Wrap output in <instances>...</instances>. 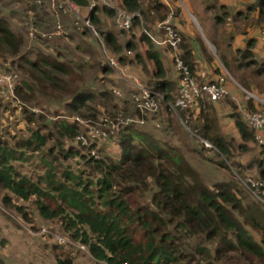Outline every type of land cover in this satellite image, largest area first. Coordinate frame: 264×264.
Here are the masks:
<instances>
[{"label":"trees","instance_id":"1","mask_svg":"<svg viewBox=\"0 0 264 264\" xmlns=\"http://www.w3.org/2000/svg\"><path fill=\"white\" fill-rule=\"evenodd\" d=\"M74 1L81 5L90 4L89 0ZM203 1L206 10L215 12L219 31L220 26L230 25L239 20L253 25V29L259 28V31L264 25V0H256L247 6V10L236 12L233 10L231 12L230 7L220 4L219 0ZM172 2L173 6L160 0H119V4L128 11H141L144 21L150 23L153 28L174 11L177 16L173 17L172 24L179 29L178 23L184 21L180 15L182 7L176 5L175 0ZM256 8L259 10L258 17H249L250 12ZM98 9V6H95L87 16L92 24L100 21L96 15ZM105 10L115 14L113 7H105ZM138 19L136 17L135 23L142 25L141 19ZM241 30L244 34L248 33L246 27L243 29L238 27L237 31L233 28L227 33V30L223 31V39L217 40L213 37L209 39L215 45L218 58L228 72L247 91L256 93L264 99V79L261 80L259 77L264 71V60L260 63L253 51L257 40L254 37L248 39L247 46L236 51H221L220 43L223 40L230 42ZM86 31L89 30L84 28L83 33ZM180 32L182 34L180 55L190 66L198 82L203 83L204 81H200L195 74L193 45L181 30ZM101 34L104 41L112 46L115 54L120 56L123 64H141L150 76V82L146 85L163 95L160 109L154 115L158 116L162 109L164 115L167 111L175 113L171 107L175 100L171 93L175 91L174 82L168 78L162 54L156 49L150 36L144 31L139 33L140 41L147 45L142 54L133 39L123 43L114 31H101ZM196 38L207 60L214 62L216 56L209 50L202 35L197 32ZM258 39L261 40L260 37ZM22 45V38L18 37L8 27L5 19L0 17V56L6 58L8 54L17 55ZM125 50L136 53L131 56ZM20 58H26L30 67L23 68L24 72L29 73L30 79L33 81L35 79L42 89L63 88L65 93L72 89L61 86V80L64 75L71 76L75 69H70L60 59L45 58L37 54L36 59H30L26 55ZM146 60L151 63V71L145 63ZM253 64H260V67L249 70V66ZM99 70L104 73L112 71L107 65ZM214 72L218 76L225 75L220 64L214 67ZM23 83L33 90L34 83L29 84L28 80H24ZM32 93L34 94V90ZM32 93L19 91V87L17 88L19 99L27 100L32 97ZM68 98L64 97L61 100H64L66 105L64 108L68 109L66 115L73 121L68 122L62 118L54 122L56 140L66 136L74 138L86 130L82 123L74 119L75 116L96 122L106 116L114 119L112 117L119 112L124 116L128 115L127 109L120 108L118 102L113 104V108L109 107L108 104L116 98L112 87L77 86L73 88ZM247 100L246 108L249 111L264 112V106L254 98L250 97ZM53 101L58 102L55 99ZM207 103L211 108L216 107L213 102L199 98L194 106L177 109L179 117L187 122L188 128L177 118L175 120L169 118L166 135L163 138L155 137L143 128L132 126L135 124L119 130L118 138L114 139L121 148V155L117 161L110 156L94 158L91 155L93 145L78 146L77 149L67 148L64 153L65 159L76 157L90 168L93 177L87 179H83L79 171L58 169L55 160L51 161L45 157L42 158L48 168L44 175L39 174L35 178L19 171L14 161L26 158L24 148L26 147V151L41 149L46 146L51 133L42 134L39 129L35 130L24 143L17 142L14 147L0 141V190L12 194L4 196L3 202L18 211H23L21 205L12 203V196L24 201L35 197L40 212L45 217L62 216L65 229L72 232L70 239L85 244L95 259L108 264H264L262 188L259 190L252 188L245 179L246 186H243L249 189H246L245 193L240 187V180H235V183L226 180L210 183L198 163L203 162L205 158L203 149L207 148L204 144L206 140L215 148L218 159L215 163L209 159L215 167L232 172V167L228 164L230 161L234 169L240 170V167L235 168V164L237 166L241 164L232 160L230 139L237 142L242 140L243 143L239 146L247 151L249 147L246 144L255 139V130L248 124L235 101L231 100L228 101L231 112L227 115L222 114V117L228 116L233 121L237 135L225 136L224 134L228 132L221 131L223 123L219 124L217 117L209 113L210 109H206L210 108ZM88 111L91 112L87 113ZM26 112L28 111L25 110ZM31 116L35 117V114L30 112L27 115L26 119L29 122L34 119ZM141 116L136 110L135 118ZM145 120L148 118L145 117ZM176 135L179 136L183 147L174 141ZM256 151L259 157L255 162V168L259 178L264 181V145L258 143ZM239 176L244 178L241 173ZM138 190L143 196L147 191L144 204H135L132 199ZM47 196H57L55 200H61L66 209L63 206L60 210L48 207L43 202ZM24 215L26 217L27 213ZM58 261L60 264H72L70 260Z\"/></svg>","mask_w":264,"mask_h":264},{"label":"rangeland","instance_id":"2","mask_svg":"<svg viewBox=\"0 0 264 264\" xmlns=\"http://www.w3.org/2000/svg\"><path fill=\"white\" fill-rule=\"evenodd\" d=\"M41 1L42 3H38L37 0H0V17L5 19L8 27H10L11 30H13L16 35L23 40V45L17 55L8 54L6 58L0 56V62L8 63V66L5 67H12L19 74V80L15 90L16 96L18 87L19 91L24 90L26 93H32L34 90L32 97L27 98V100L19 99L18 96H10V94L5 91L0 93V141L14 147L17 142L24 143V141H26V139H28V137L35 130L39 129L42 134L51 133V138L48 139L46 146L41 149L26 151V147L24 148L26 158L14 161V164L18 167L19 171L33 175L35 178L39 174L44 175L46 169L48 168L45 160L42 158L45 157L51 161L55 160L57 165L56 167L60 170L66 168L73 171H79L81 172L83 179L92 178L93 174L91 173L90 168L83 161L77 159L76 157L68 159H65L64 157V153L67 148L73 147L77 149L76 147L83 146L77 138L66 136L56 140V136L54 134V122L56 120H61L62 118L68 122L73 121L70 116L66 115L68 113V109L64 108L66 105H64V100L61 99L64 97L67 99L74 87L93 86L95 88H107L110 86L112 87L113 81L119 88L127 92L128 88L123 85L125 82L106 63L107 59L104 57L103 52L107 53V55L118 54H115L112 46L104 41V37L102 34L100 35V33L101 31H114L121 42H126L134 39V37L141 33L145 27L152 31L151 24L144 21L143 13L141 11H137L141 14L142 19L139 18L138 20L141 19L140 22L143 26L136 24L134 21V25L129 31L122 30L118 28V25L115 22V14H110L105 10V7L111 6L99 3L97 0H89L90 4L88 5H81L74 1L82 8L81 13L84 17L89 16L91 9L98 6L99 9L98 11L96 10V15L99 16L100 21L99 23L92 24L98 32V35L92 33L91 31L83 33V24L81 22L75 26V22L77 21L75 15L61 13L60 26L62 28V33L60 35L53 36L51 38L41 35L34 37L30 34L33 28H38L43 32H52L60 28L58 22H56L54 13H52L51 10V0ZM113 1L115 4H119V0ZM175 1H177L182 7L181 16L184 15L189 21L195 22V24L199 26L196 18L193 16L194 14L199 18V14L194 12V2L192 0H186L189 2V9L184 7L179 0ZM198 1L199 0H196L195 2L197 3ZM34 19H36V21H34ZM154 44L156 45L155 42ZM135 53L136 51H132L131 54H128L127 52V54L131 56H133V54L135 55ZM36 54L45 58H58L70 69H75V72L72 73L71 76L64 75L61 80V86L67 88L70 87L72 89L66 93L63 88L59 90H53L51 88L42 89L40 84L37 83L35 79L34 81L30 79L29 73L24 72L23 69L28 66L30 67V65L26 62V58L21 59L20 57L26 55L30 59H36ZM257 59L261 63V58ZM98 62L100 63V67H98ZM215 63L219 64L217 58ZM104 65H107L112 69L111 73H104L99 70ZM220 65L227 77L228 86L229 83L230 85L233 84V87L236 86V89L242 98L234 100L232 98L233 92H230L229 96L216 103L215 108H211V106L207 103L206 105L210 108L206 109H210L209 113L217 117L219 124L223 123V126L220 128H222L221 131L225 130L228 132V134H224L225 136L232 134L237 135V130L234 123H232V120L228 116H223L224 119L222 120V114L226 115L224 114L226 112H223L220 108H223L225 111L224 108L229 105L227 101L231 100L235 101L239 108L241 107V104H245L246 106V101H248L246 100L248 99L247 97L254 98L256 102L261 103L264 106V99L256 93L252 92V96L249 92H246L244 88L240 87L232 79L228 70L222 65V63H220ZM259 65L253 64L252 66H249L248 69L254 70L260 67ZM129 70L135 75L138 74L137 76L139 78L142 77V82H145L144 84H148V82H150V76L147 74L145 69L144 71L139 72L133 68H129ZM143 73L144 76L142 75ZM259 77L261 80L264 79V71L262 75H259ZM24 80H28L29 84L34 83L33 90L24 85ZM176 95L177 93L174 97H176ZM53 99L58 102H54ZM116 102H118L120 108L124 107L128 112V115L126 116L119 112L117 113L118 115L116 114V116L112 117L114 118L113 120L120 116L124 117V122L120 124L119 130L124 129L127 125L135 124L132 126L143 128L144 131L150 132L155 137L163 138L166 135V127L168 125L169 118L174 120L177 118L183 125L187 126V122L179 117L178 110H175V113L173 111H167L164 115L162 109L158 116L157 114L152 115L148 117L147 121L141 123L135 121L136 107L131 100L120 99L116 96L113 102L108 104L109 107L113 108V104ZM163 107H165V104ZM99 109H101V107H99ZM25 110L28 112L25 113ZM30 112L35 114V117L31 116L34 118L32 122H29L26 119ZM90 112L91 111H88L87 113ZM38 116L40 118H38ZM100 121L101 119H98L93 124L99 125L98 123ZM102 127L105 128L104 125ZM114 135L115 134H111V136L107 139H97L93 143V148L99 152L100 157L110 156L117 161L121 155V148L114 141ZM230 140L232 142L231 150H233L232 160L234 163L241 164V166H237V164H235V168L240 167V170L237 171L234 169L230 161H228V164L232 167V172L225 168L215 167L214 163L218 159L217 154L214 151L215 148H213L209 142V144H206L205 141L204 144L205 147H207L203 149V155H205V158L203 159V162L200 161L198 163L200 164V169L204 173L205 178H207L210 183L216 180H226L235 183L240 180V187L245 193V190L248 189L245 187V183L248 179L261 180L259 178L258 171L255 168V162L257 157H259L256 151L258 142L256 139L247 142L246 145H248L249 149L244 151L245 149L243 150L239 146L243 143L242 140H239L240 142H237L235 139ZM174 141L183 147L182 142L179 141L178 135L175 136ZM51 147L52 152H50ZM55 156L57 157L56 159L53 158ZM209 159H211L214 163ZM239 172L244 178L239 176ZM244 179L246 181H244ZM6 195L12 194L9 191L0 190V264H60L58 261L59 259L70 260L72 264H103L88 254V252L77 249L75 246V242H77L75 241L76 239L73 240L74 245H65L61 244L54 235H41L36 233V231L41 227H47L54 233L66 236L70 239V237H72V232L65 229L63 225L64 219L62 216H56L53 218L45 217L40 212V208L38 207L35 197L24 201L22 199H17L13 195L12 203L15 205H21L24 209L23 211H18L15 207L4 204L3 197ZM144 195L147 196V191L144 192ZM145 196H143L140 190H138L133 194L132 199L135 201V204H144L146 202L144 200L146 198ZM47 197V199H43V202L51 209L60 210L62 206L65 208V205L61 200H55V197L57 196ZM24 213H27L26 217Z\"/></svg>","mask_w":264,"mask_h":264},{"label":"built area","instance_id":"3","mask_svg":"<svg viewBox=\"0 0 264 264\" xmlns=\"http://www.w3.org/2000/svg\"><path fill=\"white\" fill-rule=\"evenodd\" d=\"M97 1L114 8L115 22L119 29L129 31L133 27L136 17L141 18V14L139 12L128 11L120 4H115L113 0ZM37 2L42 3L41 0H37ZM51 10L52 13H54L56 22H58L60 28L52 32H43L38 28H33L30 33L32 36L36 37L41 35L51 38L53 36L60 35L62 33V28L60 26L61 13L75 15V18L77 19L75 26L81 22L83 24V30L84 28H87L92 33L98 35V32L92 25L90 19L82 15V8L77 5L74 0H51ZM171 19V15L167 16L166 19L157 24L156 29L159 32L157 35L153 34L147 27L143 29V31L146 32L156 44L168 47L172 52L174 66L177 71L178 89L177 95L174 102L171 104V107L174 110L187 109L194 106L199 98H204L211 102H218L229 96L230 90L228 88L227 77L225 75L218 76L214 82H198L192 73L190 66L184 62L180 55L179 46L182 41V34L179 29L173 26ZM34 21H36V19H34ZM259 37L261 41L264 42V25L259 31ZM127 52L128 54H131L132 51L128 50ZM103 54L107 59L106 63L128 83L127 92L117 86H113L112 91L118 98H128L133 102L136 110H138L142 115L140 118H135V121L143 123L146 121L145 117L148 118L157 113L160 109V101L163 98V95L159 91L148 87L137 75L129 70L127 65H123L119 55H107L105 52H103ZM5 66H8V63L0 62V93L5 91L6 93H9L10 96L17 97L15 95V90L19 80V74L12 67ZM245 91L249 92L246 89ZM249 93L253 96L252 92ZM245 117L248 124L255 130V139L257 142L264 145V112L259 110L249 111L246 113ZM74 119L86 127V130L76 135V138L81 145L88 147L93 145L97 139H107L111 136V134H115L113 138L115 137L114 139H117L120 124L124 122V117L122 116L116 118L115 120L106 116L98 123L99 125H94V122L85 120L78 116H75ZM103 125L105 128L102 127ZM204 141L206 144H209L208 141ZM91 155L96 159L100 158L99 152L93 147L91 149ZM248 182L250 186L256 190L262 188V193L264 194V181L259 179H248ZM36 233L41 235H54L61 244L74 245V241L72 239L54 233L47 227H41L36 231ZM75 246L80 251L88 252V254L91 255L85 244L75 242ZM102 263L108 264L106 262Z\"/></svg>","mask_w":264,"mask_h":264},{"label":"crops","instance_id":"4","mask_svg":"<svg viewBox=\"0 0 264 264\" xmlns=\"http://www.w3.org/2000/svg\"><path fill=\"white\" fill-rule=\"evenodd\" d=\"M179 1L182 3V5L184 7H187L190 9V7H189L190 5H189L188 1H186V0H179ZM192 1L195 4L194 12L199 14V18L196 15H194L193 13L192 14L196 18L199 26H197L195 24V22L189 21L184 15L181 16L184 21L179 22L177 26L182 31V33L190 40L191 44L193 45L195 63H196L195 74L197 75V77L200 81L208 82V81L216 79L218 74L215 72L213 73V71H214V67L218 66V64H216L215 61L209 62L207 60V57L202 50V46L199 43L198 39L196 38L197 32L202 35L205 42L207 43L209 50H211L214 53V55L216 56V58L218 59L219 64H220L221 61L218 58V55L216 53V47L211 42V40L209 38L213 37L217 40H220V38L223 39V35H222L223 31L227 30L226 31V33H227L229 31H231L232 28L235 31H237L238 27H240V29H243L246 27L248 29L247 34H244L241 30L240 32L235 34L236 36H234V39L231 40L230 42H225L223 40V42L220 43L221 51L230 52L231 50L236 51L237 49L244 48L247 46L248 39L254 37L257 41L255 42L256 44L253 48V51L255 52L257 58H261V60H264V48H263L264 42H262L261 40L258 39L259 28L253 29V25L247 24L243 20L242 21L239 20V21H236L230 25L227 24L224 26H220V31H219L217 29V26H216V21H215V15L216 14H215V12L211 11V10H206V6L204 5L203 0H199L197 3L195 2L196 0H192ZM255 1L256 0H219V3L229 6L231 11L233 10L236 12L238 10H247V6L255 3ZM162 2H165V3L172 5V6L174 5L173 2L170 0H163ZM175 4L179 5L177 1H175ZM170 15L172 16V19H171L172 21H173V17L177 16L174 11L171 14H169L168 16H170ZM258 15H259V10H258V8H256V10H254V11L252 10L250 12L249 17H255L256 18V17H258ZM229 22H231V21H229ZM246 24H247V26H246ZM205 27L208 29H206ZM151 28L153 31V32L152 31L151 32L153 34H155V35L159 34V32L156 28H153V27H151ZM208 35H209V37H208ZM139 37H140V34H137L136 37L133 39V41H135L137 43L139 52L144 54L145 50L147 49V45L144 42L140 41ZM123 43H125V42H123ZM213 48H214V50H213ZM156 49L159 50L162 54V59H163L165 68L168 71V76H169L168 78L174 82L175 91L171 92V93H173V95L175 96V94L177 93V89H178V83H177V71H176L175 66H174L172 52L168 47L160 46V45L158 46V44H156ZM145 63L147 64L148 69L151 71V63L147 60L145 61ZM126 65H128V67L131 69L133 68V69L137 70L138 72L144 71L143 66L141 64L137 65L135 63H133V64L130 63V64H126ZM142 75L144 76V73ZM230 76L240 87L244 88L231 74H230ZM140 78L142 79V77H140ZM121 79L125 82V83H123L124 87L128 88V83L123 78H121ZM141 81H143V79ZM112 83H113L112 85L117 86V84L114 83V81ZM227 85H228V83H227ZM233 86H234L233 84L230 85V83H229L228 88H229L231 93L233 92L232 98L234 100H239L242 97L240 96V93L237 91V89H236L237 87L236 86L233 87ZM220 101H218V102H220ZM218 102H213V103L216 104ZM224 109H225V111L223 110V108H220V110H222L223 112H226V113H224L226 115L231 112V107L229 105H228V107L226 106ZM239 109H240V111L243 112V114L245 116H246V113L249 112V110L246 108L245 104H243V105L241 104V107ZM232 123H233V121H232Z\"/></svg>","mask_w":264,"mask_h":264}]
</instances>
